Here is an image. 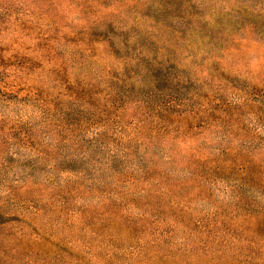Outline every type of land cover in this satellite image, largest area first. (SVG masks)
<instances>
[{
	"label": "rangeland",
	"instance_id": "rangeland-1",
	"mask_svg": "<svg viewBox=\"0 0 264 264\" xmlns=\"http://www.w3.org/2000/svg\"><path fill=\"white\" fill-rule=\"evenodd\" d=\"M0 264H264V0H0Z\"/></svg>",
	"mask_w": 264,
	"mask_h": 264
}]
</instances>
